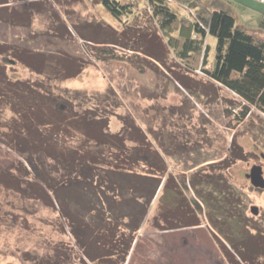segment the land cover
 I'll list each match as a JSON object with an SVG mask.
<instances>
[{
    "label": "rangeland",
    "instance_id": "374dc122",
    "mask_svg": "<svg viewBox=\"0 0 264 264\" xmlns=\"http://www.w3.org/2000/svg\"><path fill=\"white\" fill-rule=\"evenodd\" d=\"M2 1L7 13L26 16L17 23L0 18L1 75L51 95L83 121L86 117L89 127L82 128L89 133L136 129L167 163L166 184L169 179L183 188L191 171L185 167L209 159L194 170L224 171L244 191L246 215L258 224V230L250 227V240L234 245L240 249L235 254L204 210L196 215L191 204H172L161 214V184L124 264H264V187L253 186L246 176L257 164L264 177V113L249 106L237 120L244 104L240 98L208 78L200 66L187 70L159 44L161 32L147 0H138L126 21L98 0ZM111 40L116 43H106ZM208 43L212 58L215 37L209 36ZM145 51L163 56L164 64ZM46 56H57L53 67ZM1 110L0 127L7 130L12 112ZM81 130L75 131L78 136ZM31 158L33 164L0 141V264H95L80 252L58 211V199L42 183V177L55 176L52 161L40 155ZM112 164L118 163L113 160L109 167ZM183 193L188 199L195 196L188 185Z\"/></svg>",
    "mask_w": 264,
    "mask_h": 264
},
{
    "label": "trees",
    "instance_id": "16d2710c",
    "mask_svg": "<svg viewBox=\"0 0 264 264\" xmlns=\"http://www.w3.org/2000/svg\"><path fill=\"white\" fill-rule=\"evenodd\" d=\"M98 2L114 17H124V21L135 13L138 4V0ZM147 4L161 32L159 44L172 51L187 70L194 71L200 66L208 78L244 102L237 120L248 113L249 106L264 113V16L251 28L236 24L231 9L218 0L207 3L203 0H147ZM6 9L0 8V18L13 23L24 21L26 15L7 13ZM211 35L215 37L212 58L208 43ZM87 37L82 33L81 38ZM146 54L164 64L163 56ZM46 57L48 66L53 67L57 56L53 61L50 56ZM5 107L12 112V118L4 124L7 130L0 127L1 143L31 164L34 155L52 161L55 176L51 175L50 180L42 177V183L58 199V211L82 255L95 264H106L105 261L124 264L166 171L164 159L152 142L138 136L133 128L121 133L102 131L99 136L89 133L82 128L83 124L89 127L86 117L83 121L84 117L77 112L58 106L51 95L26 89L18 81L0 74V114ZM79 129L83 130L78 136L75 131ZM133 134L137 136L134 138ZM155 139L162 149H167L162 140ZM105 146L110 152L107 153L109 160L104 158ZM113 160L118 164L109 167ZM208 160L185 167L193 169L183 188L171 184L169 179L167 184L163 182L161 188L165 193L161 196L165 201H160L163 202L159 204L160 211L162 214L166 206L172 204L181 207L191 204L196 215L204 210L210 225L233 246L232 252L239 255L240 249L234 245L250 240L249 237H253L249 234L250 227L258 230V224L246 215L244 191L231 183L224 171L219 168L213 170L215 172L202 171L205 167L194 170ZM187 185L195 195L191 199L183 193ZM157 216L154 215L153 221Z\"/></svg>",
    "mask_w": 264,
    "mask_h": 264
},
{
    "label": "crops",
    "instance_id": "0c3cea01",
    "mask_svg": "<svg viewBox=\"0 0 264 264\" xmlns=\"http://www.w3.org/2000/svg\"><path fill=\"white\" fill-rule=\"evenodd\" d=\"M209 1L211 0H203V2L205 3ZM218 1H220L224 6H227L231 9L232 13L234 14L236 24L241 26L255 28L257 25L258 18L264 16V3L257 0H218ZM191 169L192 168L185 170H191ZM167 170L168 167L166 163V171L161 177L160 185L161 184L163 185ZM132 247L133 244L131 245V248L127 254L125 262H127L129 258V253Z\"/></svg>",
    "mask_w": 264,
    "mask_h": 264
},
{
    "label": "water",
    "instance_id": "95a60500",
    "mask_svg": "<svg viewBox=\"0 0 264 264\" xmlns=\"http://www.w3.org/2000/svg\"><path fill=\"white\" fill-rule=\"evenodd\" d=\"M246 176L249 177L250 182L253 184V186L264 187V177L262 175V169L260 165H252L249 172L246 173ZM251 211L253 213H256V208L251 207Z\"/></svg>",
    "mask_w": 264,
    "mask_h": 264
},
{
    "label": "built area",
    "instance_id": "2783aa9c",
    "mask_svg": "<svg viewBox=\"0 0 264 264\" xmlns=\"http://www.w3.org/2000/svg\"><path fill=\"white\" fill-rule=\"evenodd\" d=\"M173 1H174V0H173ZM257 1H260V2L264 3V0H257Z\"/></svg>",
    "mask_w": 264,
    "mask_h": 264
}]
</instances>
